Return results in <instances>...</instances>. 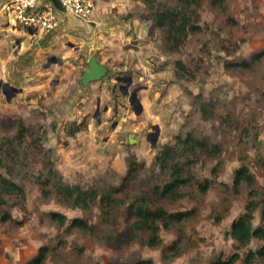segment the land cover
<instances>
[{
    "label": "rangeland",
    "instance_id": "1",
    "mask_svg": "<svg viewBox=\"0 0 264 264\" xmlns=\"http://www.w3.org/2000/svg\"><path fill=\"white\" fill-rule=\"evenodd\" d=\"M108 1L99 24L66 17L62 31L42 36L18 24L12 32L13 18L0 15V183L25 190L0 185V264H24L42 249L43 264H212L234 252L233 264H264L246 260L264 240L239 247L229 234L251 200L255 227L264 206V0ZM92 55L108 72L83 85ZM174 164L186 182L161 195ZM241 167L252 183L237 179ZM58 183L98 197L76 206ZM109 193L115 204L105 210ZM137 199L186 218L161 226L150 246L149 233L132 228Z\"/></svg>",
    "mask_w": 264,
    "mask_h": 264
},
{
    "label": "trees",
    "instance_id": "2",
    "mask_svg": "<svg viewBox=\"0 0 264 264\" xmlns=\"http://www.w3.org/2000/svg\"><path fill=\"white\" fill-rule=\"evenodd\" d=\"M173 15L172 11H166L159 13L158 18L161 23L169 20V17ZM176 20L172 21L171 27L174 32L180 29V31L184 32L185 24L175 25ZM172 31V29H171ZM261 53H255L253 55L254 58L258 57ZM249 61H242L240 65H247ZM189 140L199 142V144L204 143L203 140L196 139L194 137L189 136ZM166 155V154H165ZM165 155H159L157 157V161L165 162L163 157ZM173 166V174L172 178L169 182L165 183L162 188L157 187L156 192L161 195L174 194L178 191V189L186 182L185 178H182L181 170ZM237 179L245 178L249 182H253L254 179L252 175L249 173L248 169L245 167H241L237 169ZM2 189L11 194H16L18 196L25 197V190L20 185L15 182L1 178L0 183ZM58 191L69 198H73V203L79 207H88L90 202L94 201L98 197V193L92 190H84L79 185H70L58 183L56 185ZM46 192V190H44ZM111 194H104L101 197V203L103 204L105 210L108 207H111L115 204L114 199H111ZM258 206L257 200H251L247 205V211L241 215L239 218L234 220L231 230L229 231L230 236L237 242L239 247L247 246L253 238H258L264 240V206L261 210V224L259 226L253 225L254 219V210ZM129 211L132 216H134V221L132 222V228L135 231H142L149 233L148 240L146 241L150 246H156L160 243L161 239L159 236V231L161 226L169 227L172 223L182 221L185 219L187 213L184 211L177 212H167L163 207L157 206L153 208L146 202H143L142 199H137L132 204L129 205ZM53 217L58 218L59 220L65 221V217L63 215L52 212ZM73 224L78 226L87 227V222L83 219L75 218L73 219ZM46 249H42L39 255H36L29 261L24 264H43L46 259ZM257 256H264V245L260 246L257 250H249L246 256L247 261L254 260ZM240 258L239 252H234L227 259H223L222 256L216 257L212 264H233ZM125 264H153L152 260L145 259L140 260L134 263H125Z\"/></svg>",
    "mask_w": 264,
    "mask_h": 264
},
{
    "label": "built area",
    "instance_id": "3",
    "mask_svg": "<svg viewBox=\"0 0 264 264\" xmlns=\"http://www.w3.org/2000/svg\"><path fill=\"white\" fill-rule=\"evenodd\" d=\"M66 12L59 11L49 0H8L6 8L15 18V25L29 31L49 33L61 24V14L70 13L81 19H91L97 10L96 0H61Z\"/></svg>",
    "mask_w": 264,
    "mask_h": 264
},
{
    "label": "water",
    "instance_id": "4",
    "mask_svg": "<svg viewBox=\"0 0 264 264\" xmlns=\"http://www.w3.org/2000/svg\"><path fill=\"white\" fill-rule=\"evenodd\" d=\"M51 1L54 6L61 12H66V7L63 5L61 0H49ZM34 31H31L30 33H33ZM108 67L105 64H102L98 61L97 57L95 55H92L88 61V69L85 70L82 74V84L86 85L90 81H95L103 78L107 75ZM120 81H123L126 78H118ZM131 78H128V83H131ZM131 103L134 105L136 113L139 114L142 110V105L139 102V99L137 98V90H135L132 93L131 96ZM98 110V109H97ZM99 111V110H98ZM153 133L155 134V139L153 140V146H156V141L158 139L159 135V125H155L153 127Z\"/></svg>",
    "mask_w": 264,
    "mask_h": 264
},
{
    "label": "crops",
    "instance_id": "5",
    "mask_svg": "<svg viewBox=\"0 0 264 264\" xmlns=\"http://www.w3.org/2000/svg\"><path fill=\"white\" fill-rule=\"evenodd\" d=\"M97 2H96V4H97V10H96V13H95V15L94 16H92L91 17V19H81V18H78V17H76V16H74V15H72V14H70V13H63V14H61V24H60V26L56 29V30H54V31H52V32H57V31H62L65 27L64 26H66V24H65V18L66 17H68L69 18V20L70 21H72V22H74V23H78V22H76V21H74V19H79V20H81L80 22H79V25H83V20L84 21H89L90 23H91V25H93V26H95V24H99V22H97L96 23V21H97V19H99L101 16L99 15V11H101V13L102 14H104L103 12H105V10L103 11L102 10V7H106V8H108L107 6H110L111 5V2L110 1H108V0H96ZM8 4V0H0V15H4L6 18H8V17H10L11 18V20H12V18H13V22H12V24L11 25H8V26H6V28L9 30V29H11L12 30V32H14V29H13V27H15L16 25H15V18H14V16L12 15V13L6 8V5ZM104 4V5H103ZM100 13V14H101ZM70 16H72V17H70ZM101 19V18H100ZM7 23H10L9 21L7 22ZM64 25V26H63ZM18 30V29H17ZM28 32H29V34H30V36H33V35H37V36H42L43 34H45V33H43V32H41V31H34L33 33H30L31 31H29V30H27ZM18 32L20 33V34H23L22 32H25V33H28V32H26V30H24L23 28L22 29H20V30H18ZM50 33V32H49ZM12 34V33H11ZM56 35V34H55ZM25 38V40L27 39V37H24ZM60 63H62V61L60 62Z\"/></svg>",
    "mask_w": 264,
    "mask_h": 264
},
{
    "label": "flooded vegetation",
    "instance_id": "6",
    "mask_svg": "<svg viewBox=\"0 0 264 264\" xmlns=\"http://www.w3.org/2000/svg\"><path fill=\"white\" fill-rule=\"evenodd\" d=\"M96 114H100V112L97 111ZM147 138H148V140H150L151 142H153V140L155 139V134L153 133V131H151L150 133H148Z\"/></svg>",
    "mask_w": 264,
    "mask_h": 264
}]
</instances>
